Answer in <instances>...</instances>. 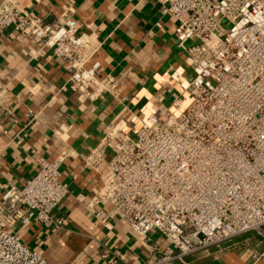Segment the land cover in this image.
Here are the masks:
<instances>
[{
    "label": "built area",
    "instance_id": "2783aa9c",
    "mask_svg": "<svg viewBox=\"0 0 264 264\" xmlns=\"http://www.w3.org/2000/svg\"><path fill=\"white\" fill-rule=\"evenodd\" d=\"M157 1L174 19L178 43L193 42L186 48L192 76L176 87L173 75L169 107L110 128L85 157L95 171L109 157L85 208L100 225L120 221L141 242L150 233L164 238L169 246L153 264L183 263L247 233L264 243V0ZM3 28L33 41L31 59L62 61L73 90L111 82L90 66L99 44L74 20L43 26L3 0ZM66 156L36 157L32 178L5 187L0 264H49L19 233L30 224L50 235L67 226L54 215L69 193L60 173ZM249 262L264 264V248L251 251Z\"/></svg>",
    "mask_w": 264,
    "mask_h": 264
},
{
    "label": "crops",
    "instance_id": "0c3cea01",
    "mask_svg": "<svg viewBox=\"0 0 264 264\" xmlns=\"http://www.w3.org/2000/svg\"><path fill=\"white\" fill-rule=\"evenodd\" d=\"M11 1L43 26L74 20L79 32L99 44L90 63L97 64L98 79H111L105 86L73 90L62 61L49 55L31 59L32 40L0 29V197L9 184L22 187L35 175L36 157L67 154L60 173L69 193L54 211L67 226L50 235L30 224L20 240L49 264H109V259L153 264L169 246L164 238L150 233L141 242L120 221L103 226L87 212L85 202L98 188L109 157L96 171L83 160L110 128L170 106L174 92L167 83L173 75L179 76L176 87L191 78L186 48L193 42L178 43L174 19L161 14L157 0ZM249 243L253 251L264 248L261 241ZM230 248L168 264H250L251 250Z\"/></svg>",
    "mask_w": 264,
    "mask_h": 264
},
{
    "label": "rangeland",
    "instance_id": "374dc122",
    "mask_svg": "<svg viewBox=\"0 0 264 264\" xmlns=\"http://www.w3.org/2000/svg\"><path fill=\"white\" fill-rule=\"evenodd\" d=\"M251 240L252 241H261L262 242V240L258 236H256L254 233H247V234H244V235H241L239 237H236V238L232 239L230 242H228L227 244L223 245V248L231 247L230 249L242 250V252L245 251V250L253 251L252 248L248 247V245H247V244L250 245L249 241H251ZM241 245H244V246L247 245V246L244 247V246H241ZM248 248H251V249H248ZM209 252H211V251H209ZM204 254H207V253H204Z\"/></svg>",
    "mask_w": 264,
    "mask_h": 264
}]
</instances>
